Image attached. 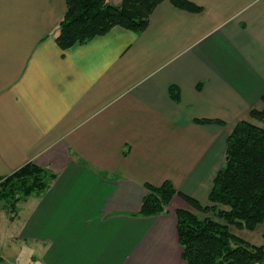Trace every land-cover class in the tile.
<instances>
[{"label":"crops","instance_id":"1","mask_svg":"<svg viewBox=\"0 0 264 264\" xmlns=\"http://www.w3.org/2000/svg\"><path fill=\"white\" fill-rule=\"evenodd\" d=\"M187 1L201 10L163 1L140 34L61 50L65 0H0V177L57 176L17 217L41 264H186L185 203L136 216L145 185L207 204L230 132L264 107V0Z\"/></svg>","mask_w":264,"mask_h":264},{"label":"trees","instance_id":"2","mask_svg":"<svg viewBox=\"0 0 264 264\" xmlns=\"http://www.w3.org/2000/svg\"><path fill=\"white\" fill-rule=\"evenodd\" d=\"M163 1L187 12L201 10L187 0H122L118 5L109 0H65L66 11L55 42L66 50L103 36L114 27L140 34ZM170 95L177 100L175 88L170 89ZM195 122L222 124L216 120ZM56 177L33 162L0 177V210L14 221L20 205L43 194ZM145 190L135 214L139 217L165 214L175 197L185 203L174 214L181 259L186 264H264V245H252L235 233L253 232L264 224V107L251 110L249 120L238 122L230 132L225 162L213 180L207 204L176 192L169 181L160 186L146 184Z\"/></svg>","mask_w":264,"mask_h":264},{"label":"rangeland","instance_id":"3","mask_svg":"<svg viewBox=\"0 0 264 264\" xmlns=\"http://www.w3.org/2000/svg\"><path fill=\"white\" fill-rule=\"evenodd\" d=\"M24 208L26 205L21 204L19 212ZM20 221L17 218L10 221L6 212L0 210V264H41L42 256L39 257V248L24 243L19 238L22 224ZM235 233L252 245H264V224L253 232L243 230Z\"/></svg>","mask_w":264,"mask_h":264}]
</instances>
